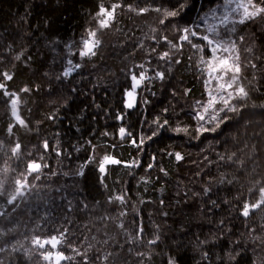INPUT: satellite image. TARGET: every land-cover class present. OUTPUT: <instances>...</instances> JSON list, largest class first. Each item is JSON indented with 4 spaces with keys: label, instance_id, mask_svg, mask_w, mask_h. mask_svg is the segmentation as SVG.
<instances>
[{
    "label": "trees",
    "instance_id": "obj_1",
    "mask_svg": "<svg viewBox=\"0 0 264 264\" xmlns=\"http://www.w3.org/2000/svg\"><path fill=\"white\" fill-rule=\"evenodd\" d=\"M101 4L121 6L104 29L96 19ZM234 4L186 0L178 16L160 24L163 14L154 9L175 10L177 0H0V74L12 76L0 75L6 85L0 89V264H55L31 241L61 232L57 249L46 245L71 257L60 264H84L85 253L89 264H264V206L242 215L264 186V15L239 23ZM225 14L229 21L221 24ZM209 25L236 45L248 98L233 101L240 111L228 113L231 119L215 132L196 138L194 131L161 130L139 150L132 139L150 136L157 117L172 128L196 127L194 105L209 98L199 63L212 55L200 39L213 36ZM184 27L198 32L191 39L202 50L180 41L179 51L160 60L169 51L162 37L176 43ZM90 30L100 44L96 55L81 57ZM69 61L80 67L64 76ZM141 64L150 77L161 71L164 79L143 83L128 108L131 75ZM5 90L20 97L24 125L12 117ZM121 127L132 136L122 139ZM16 144L20 154L13 156ZM176 152L182 160L169 155ZM105 155L120 163L102 173ZM30 161L47 166L27 176L35 187L24 190L14 209L7 200ZM121 194L124 204L110 202Z\"/></svg>",
    "mask_w": 264,
    "mask_h": 264
},
{
    "label": "snow or ice",
    "instance_id": "obj_2",
    "mask_svg": "<svg viewBox=\"0 0 264 264\" xmlns=\"http://www.w3.org/2000/svg\"><path fill=\"white\" fill-rule=\"evenodd\" d=\"M229 4L235 2V7L231 9L233 13L239 14V23H244L246 20H251L256 18L257 16L264 15V0L261 3H256L255 0H227ZM177 6H173L175 10H168V9H154L156 12H162L163 18L159 20L160 24H164L165 20L169 18H175L178 16L181 11L184 10L186 7V0L185 2H181V0H177ZM121 7L119 4H113L112 7L106 8L103 4L100 5L99 12L97 13L96 19L99 26V29L108 28L115 17L116 10ZM138 12V14H142L149 9H134ZM229 21L228 14H225L223 17L220 18L221 24H226ZM234 23L237 21H233ZM153 31H156L153 29ZM180 32L179 39L176 43H173L168 39L167 36H163L162 39L169 44V51H165L159 55L160 60H168L171 57V52L173 49L179 51L183 44L180 41L188 42L192 48L197 49V51L202 50V46L194 43L192 41V37H197L198 32L193 30L189 27H184L182 29H177ZM208 33H212L213 36L210 38L209 35L205 34L200 39L205 42V46L211 50V57L205 59L204 57L200 58L199 63L204 65L205 69L208 71L209 79L205 81L206 88L215 81V88L209 90V98L207 102H200L197 101L196 105H194V116L193 119L196 121V127L191 129L189 126L183 125L182 123H177V125L172 128L170 126V122L167 119H162L161 117H157L155 120L152 121V124L155 126V130L152 131L150 136L141 135L138 139L133 138L131 143L133 146L137 147L139 150H143V146L146 144L148 140L153 139V137L158 136L161 133V130H170L175 132L176 134L183 133L185 135H191L194 131L196 133V138L203 135L207 132H215L220 125L225 123L227 120L231 119L228 113H238L240 111L241 105L233 103L235 100H246L249 96V92L246 87L241 82V73L243 65L239 62V56L233 55L236 52V45L231 42L230 40H224L223 37L217 32L216 27L213 25H209L207 30ZM154 38V37H153ZM83 47L79 51V55L81 57L86 56H94L96 55L95 49L99 46L100 40L97 38V31L90 30L87 34V38L83 41ZM155 49H152V52H155ZM220 53H224L226 55H219ZM20 57L17 56L16 59ZM69 67L64 71L63 75L68 76L74 68H79L80 65H72V62L69 61ZM179 63V61H177ZM140 69L139 73H133L131 75V90L126 92L128 102L126 103V107L132 108L134 106V93H136L137 89L145 82L150 81L154 78L164 79V73L161 71H156L154 77H150L148 75V70L145 68L144 64L136 66ZM255 68V65H252ZM3 76L4 80L12 79L11 74L3 73L0 74ZM0 89H6V85L0 83ZM22 91H28V89H23ZM4 95L9 97L10 100V107L12 111V115L15 117L17 122L21 125H24V120L21 119L18 113V105L21 103L20 97L16 93H9L8 91H4ZM167 111V109H165ZM208 125H212L208 127ZM11 126L9 131H11ZM120 135L123 139L126 135L132 136V133L128 132L124 127L120 128ZM21 145L16 144L12 149V155L18 156L20 154ZM44 148L47 150L49 148V144L47 141L44 142ZM59 154V153H58ZM169 155H174L177 161L183 159L181 153H169ZM233 155H235L233 153ZM221 159H224L221 156ZM229 160L232 159L231 156L228 157ZM155 160V157H153ZM118 164L120 163L119 160L112 158L109 155H105L100 163V171L103 173L105 171L106 164ZM139 163L138 160L132 161L131 163L127 164L126 166L131 168ZM46 167L47 165H41L36 161H30L27 166V171L24 174H21L22 178H17L15 180V189L12 193L9 194V198L7 203L9 205H14L18 207L15 202L18 198H22L25 195V189H29L31 187H35L34 185H30L27 181V176L31 175L32 173H38L41 167ZM153 164H149L148 168H152ZM7 171V169H5ZM163 171V169H161ZM166 174V173H165ZM36 179H39V176H36ZM260 181H257L259 184ZM4 182L0 181V195L4 194ZM208 189H205L207 192ZM260 198L257 200L256 203L250 204L245 202L242 209V215L245 217L249 216L251 210L264 206V186L259 188ZM112 200L119 201L121 204H124L126 201V194L117 195L113 198H110V202ZM4 212H0V217L4 216ZM121 215H126V213L121 212ZM11 231V230H10ZM141 232L143 229L140 230ZM159 239V237H157ZM259 239V237H257ZM63 241V232L57 235H53L48 238H41L39 236H34L32 238V245L34 248L45 249L42 252V256L45 260L51 261L52 258H55V264H60V261L64 259H71V257H65L62 251H49L46 249V245L50 246L51 249H57L58 245L62 244ZM156 241H150L149 243H155ZM21 247H23L21 245ZM19 250V249H14ZM3 251V249H0ZM73 251L79 253L75 248ZM84 264H89L87 259L86 253L84 254ZM106 260L107 257H104ZM229 259L234 260L235 257L229 253ZM169 264H175L174 260L170 259Z\"/></svg>",
    "mask_w": 264,
    "mask_h": 264
},
{
    "label": "rangeland",
    "instance_id": "obj_3",
    "mask_svg": "<svg viewBox=\"0 0 264 264\" xmlns=\"http://www.w3.org/2000/svg\"><path fill=\"white\" fill-rule=\"evenodd\" d=\"M235 3V2H233ZM233 3H231V5H233ZM234 7H235V4H234ZM219 55H224V53H220ZM234 55V54H233ZM207 74H208V71H207ZM208 79H209V75H208ZM215 84V81L212 82V84L209 85V90L210 89H214L215 87H213V85ZM134 104V103H133ZM10 110H11V107H10ZM18 113H19V105H18ZM11 114H12V111H11ZM12 117L15 119V117L12 115ZM16 120V119H15ZM50 247V246H49ZM54 263H55V259L52 260ZM52 263V262H51Z\"/></svg>",
    "mask_w": 264,
    "mask_h": 264
},
{
    "label": "water",
    "instance_id": "obj_4",
    "mask_svg": "<svg viewBox=\"0 0 264 264\" xmlns=\"http://www.w3.org/2000/svg\"><path fill=\"white\" fill-rule=\"evenodd\" d=\"M108 165H112L111 163H109V164H106V166H108Z\"/></svg>",
    "mask_w": 264,
    "mask_h": 264
},
{
    "label": "bare ground",
    "instance_id": "obj_5",
    "mask_svg": "<svg viewBox=\"0 0 264 264\" xmlns=\"http://www.w3.org/2000/svg\"><path fill=\"white\" fill-rule=\"evenodd\" d=\"M112 165H117V164H112ZM106 166V165H105ZM109 166V165H108Z\"/></svg>",
    "mask_w": 264,
    "mask_h": 264
}]
</instances>
